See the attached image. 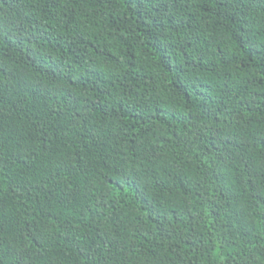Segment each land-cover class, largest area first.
Instances as JSON below:
<instances>
[{"label":"trees","instance_id":"1","mask_svg":"<svg viewBox=\"0 0 264 264\" xmlns=\"http://www.w3.org/2000/svg\"><path fill=\"white\" fill-rule=\"evenodd\" d=\"M0 264H264V0H0Z\"/></svg>","mask_w":264,"mask_h":264}]
</instances>
